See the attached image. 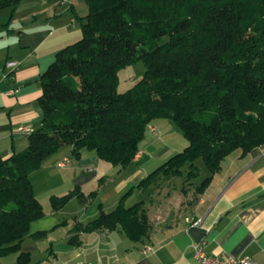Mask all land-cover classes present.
Wrapping results in <instances>:
<instances>
[{
	"label": "trees",
	"instance_id": "1",
	"mask_svg": "<svg viewBox=\"0 0 264 264\" xmlns=\"http://www.w3.org/2000/svg\"><path fill=\"white\" fill-rule=\"evenodd\" d=\"M21 1L0 0V11ZM85 1L82 38L61 49L41 77L42 127L25 151L0 155V257L18 251V264H30L21 243L30 223L45 215L31 173L65 146L76 159L94 151L128 167L155 120L169 119L183 133V151L132 187L115 210L100 208L76 226L78 233L122 230L134 242L151 229L144 202L125 206L135 188L161 177L196 180L194 164L202 158L209 176L196 192L204 193L226 157L264 145V0ZM139 61L144 75L121 93L119 71ZM75 195L82 198L51 197L52 209Z\"/></svg>",
	"mask_w": 264,
	"mask_h": 264
},
{
	"label": "crops",
	"instance_id": "2",
	"mask_svg": "<svg viewBox=\"0 0 264 264\" xmlns=\"http://www.w3.org/2000/svg\"><path fill=\"white\" fill-rule=\"evenodd\" d=\"M52 2L22 0L17 8L0 11L3 158L25 151L30 134L42 127L41 77L56 54L76 37L58 26L59 15L52 13ZM12 62L17 65H8ZM164 120L157 119L149 126L155 132L147 130L140 152L128 167L112 166L94 151H84L76 160L71 147L65 146L31 173L33 186L37 183L41 190L49 179L60 177L64 184L40 195L35 187L45 215L30 223V233L21 243L20 251L31 255L30 264H199L195 247L200 244L212 257L244 255L264 264V145L247 155L235 150L226 157L204 193L195 192L198 185L194 181L190 182L195 186L192 193L187 189L183 192L181 185L183 197L180 195L177 202L150 195L158 187L170 186L172 177H161L147 189L135 188L125 206L144 202L151 221L147 237L140 241L133 242L122 230L76 232L78 224L98 217L100 208L105 212L115 210L124 194L180 152L164 142L170 128ZM65 160V166H60ZM51 172L57 175L52 177ZM70 192L81 193L82 198L75 195L66 206L53 210L50 198ZM145 194V200H141ZM162 195L170 197V189ZM38 233L42 236H33ZM75 236L79 237L77 241ZM18 255V251L5 254L0 264H18Z\"/></svg>",
	"mask_w": 264,
	"mask_h": 264
},
{
	"label": "rangeland",
	"instance_id": "3",
	"mask_svg": "<svg viewBox=\"0 0 264 264\" xmlns=\"http://www.w3.org/2000/svg\"><path fill=\"white\" fill-rule=\"evenodd\" d=\"M53 1V2H52ZM53 8H52V13L55 14L56 16L59 15L58 18V26L66 28L68 31H70L71 35H76V37L73 38V43L78 42L83 36V23L84 19L88 13V4L85 0H51ZM55 10V11H53ZM168 37H164V39L161 41L162 43H165L167 41ZM146 71V65L142 62L139 61L133 65L126 66V68L121 69L118 73V77L120 78V83L118 87V91L121 93L127 92L128 89L131 87L135 86L136 83L140 81L142 76L144 75ZM166 125H170V128H168L166 135H165V141L167 144L171 143L173 146L177 147L178 150L181 152L183 149L188 145V141L185 140L183 133L180 131L179 128L175 125L174 122L168 120L163 121ZM148 131H151L150 127L147 128ZM149 133V132H146ZM73 156V155H72ZM73 159H76L74 156L72 157ZM77 160V159H76ZM195 166L199 168V175L196 178V180H191L194 181L193 183L197 186L199 185L205 177L209 176V171L207 169V166H205L204 161L202 158H199L196 160ZM52 173V172H51ZM57 174L52 173V177H55ZM62 180L60 177L58 178H53L49 179L48 183H46L43 187V190L38 187L37 183L35 187L37 188V191L39 192L38 194L42 193H47L48 191H53L57 190L58 187H60L61 184H64L61 182ZM189 180L186 179V175L184 177H172V183L170 186H163V187H158V189H154L153 192L150 194L153 199H156L159 197H162V200L164 201H178L179 196L183 197L181 189V185L183 186V192L187 189L189 192H193L195 186L192 187L190 184ZM34 187V186H33ZM34 187V190H35ZM173 187H176L175 189ZM170 189V197H167V199L163 198L166 191ZM158 192V193H157ZM186 192V191H185ZM196 192V191H195ZM148 194V193H147ZM197 194V193H196ZM196 194L190 195L191 198L195 197ZM135 197H137V194H134ZM188 196V195H187ZM146 194L143 195L141 200H145ZM140 199H137V201ZM176 201V202H177ZM144 208L147 209L148 213V208L147 206ZM149 217V216H148ZM151 223V221H150Z\"/></svg>",
	"mask_w": 264,
	"mask_h": 264
},
{
	"label": "built area",
	"instance_id": "4",
	"mask_svg": "<svg viewBox=\"0 0 264 264\" xmlns=\"http://www.w3.org/2000/svg\"><path fill=\"white\" fill-rule=\"evenodd\" d=\"M8 65H17L15 62L9 63ZM151 129L153 132H155L156 129H154L151 126ZM26 131L27 129L20 128V131ZM65 160L63 163L60 164V166L64 167L65 166ZM195 258L199 262V264H257L254 258L250 256H244L240 255L238 257H228L227 259H222L217 256H210L207 254L205 251L203 245H197L195 247ZM71 264H94L90 262H83V263H71ZM96 264H101V263H96Z\"/></svg>",
	"mask_w": 264,
	"mask_h": 264
}]
</instances>
